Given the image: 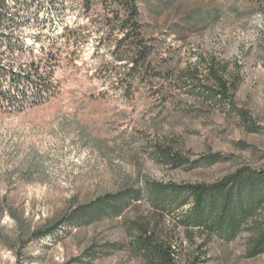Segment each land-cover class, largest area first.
<instances>
[{
	"label": "rangeland",
	"instance_id": "rangeland-1",
	"mask_svg": "<svg viewBox=\"0 0 264 264\" xmlns=\"http://www.w3.org/2000/svg\"><path fill=\"white\" fill-rule=\"evenodd\" d=\"M53 2L8 0L0 30V90L24 89L38 65L35 83L48 85L0 104V264H148L130 246L133 223L149 217L181 264H264V253L248 255L247 231L227 241L187 230L147 194L150 181L213 183L264 167V0H139L162 72L134 79L113 46L99 45L91 21L101 4L84 16L80 0ZM213 61L226 67L233 102L206 92ZM215 153L222 159L205 160ZM131 188L142 196L120 216L36 236L78 205Z\"/></svg>",
	"mask_w": 264,
	"mask_h": 264
},
{
	"label": "trees",
	"instance_id": "trees-1",
	"mask_svg": "<svg viewBox=\"0 0 264 264\" xmlns=\"http://www.w3.org/2000/svg\"><path fill=\"white\" fill-rule=\"evenodd\" d=\"M80 1L84 16L92 15L96 5L103 6V11L96 12V17H93L91 22L96 23V32L100 35L99 45L114 47L113 55L116 62L126 68L124 75L127 73L134 79L150 74L156 76L162 72L161 68L154 64L152 57L154 49L151 47L153 44H150L144 34L139 0ZM7 2L8 0H0V30L4 28ZM53 4L57 3L53 2ZM55 10L57 11L58 8ZM40 68L41 66L38 65L34 72L25 75L27 85L24 89H19L17 84L14 95L12 91L0 90V104L7 102L8 105H12L15 99L20 100L19 97L25 100L28 95L26 87L36 82L35 77L39 75ZM225 69V66L219 65L216 61L210 63V77L215 87H207L206 92L233 102L230 98L231 83L223 73ZM120 75L123 77V73ZM3 76L1 73L0 78ZM20 79H23L21 75L14 78V80ZM35 85L40 93L48 86L46 83H35ZM131 87L129 83L125 89ZM162 155L175 164L182 160L169 152H163ZM221 159L219 153L205 158L210 163ZM147 194L156 212L179 218L187 230H199L206 236L218 234L227 241H233L247 231L250 235L248 255L256 257L264 253V167L242 166L213 183L150 181L147 183ZM141 196V191L133 188L99 196L90 202L78 205L69 215L62 216L55 223L38 229L36 236L42 238L51 235L66 222L90 220L102 215L120 216L132 200L138 201ZM188 206L189 208L185 210L184 208ZM133 224L130 248L137 255L148 264H181L172 237L161 229L155 217ZM188 264L196 263L191 261Z\"/></svg>",
	"mask_w": 264,
	"mask_h": 264
}]
</instances>
